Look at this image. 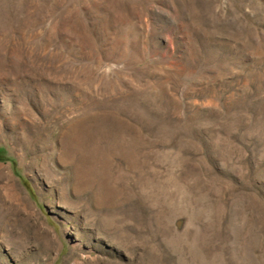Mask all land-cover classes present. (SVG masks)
Wrapping results in <instances>:
<instances>
[{
	"label": "rangeland",
	"instance_id": "rangeland-1",
	"mask_svg": "<svg viewBox=\"0 0 264 264\" xmlns=\"http://www.w3.org/2000/svg\"><path fill=\"white\" fill-rule=\"evenodd\" d=\"M0 150V264H264V0H0Z\"/></svg>",
	"mask_w": 264,
	"mask_h": 264
},
{
	"label": "trees",
	"instance_id": "trees-1",
	"mask_svg": "<svg viewBox=\"0 0 264 264\" xmlns=\"http://www.w3.org/2000/svg\"><path fill=\"white\" fill-rule=\"evenodd\" d=\"M0 153H1V150H0ZM28 192H29L30 196H32V197H33V193H32V191H31V190H29Z\"/></svg>",
	"mask_w": 264,
	"mask_h": 264
}]
</instances>
